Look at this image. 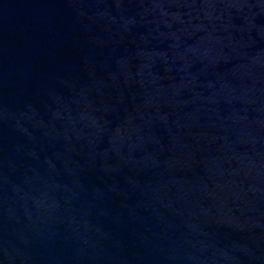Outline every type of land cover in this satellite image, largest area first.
<instances>
[{"label": "water", "instance_id": "95a60500", "mask_svg": "<svg viewBox=\"0 0 264 264\" xmlns=\"http://www.w3.org/2000/svg\"><path fill=\"white\" fill-rule=\"evenodd\" d=\"M0 264H264V0H0Z\"/></svg>", "mask_w": 264, "mask_h": 264}]
</instances>
